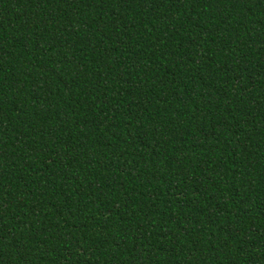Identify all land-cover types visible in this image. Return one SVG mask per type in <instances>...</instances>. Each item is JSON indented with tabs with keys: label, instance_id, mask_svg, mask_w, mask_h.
<instances>
[{
	"label": "trees",
	"instance_id": "obj_1",
	"mask_svg": "<svg viewBox=\"0 0 264 264\" xmlns=\"http://www.w3.org/2000/svg\"><path fill=\"white\" fill-rule=\"evenodd\" d=\"M0 264H264V0H0Z\"/></svg>",
	"mask_w": 264,
	"mask_h": 264
}]
</instances>
